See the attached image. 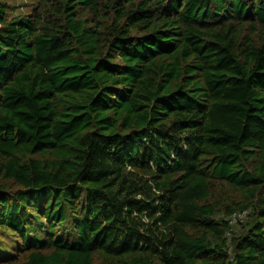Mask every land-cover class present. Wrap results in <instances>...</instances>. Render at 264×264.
Here are the masks:
<instances>
[{
    "label": "trees",
    "instance_id": "1",
    "mask_svg": "<svg viewBox=\"0 0 264 264\" xmlns=\"http://www.w3.org/2000/svg\"><path fill=\"white\" fill-rule=\"evenodd\" d=\"M0 264H264V0H0Z\"/></svg>",
    "mask_w": 264,
    "mask_h": 264
},
{
    "label": "rangeland",
    "instance_id": "2",
    "mask_svg": "<svg viewBox=\"0 0 264 264\" xmlns=\"http://www.w3.org/2000/svg\"><path fill=\"white\" fill-rule=\"evenodd\" d=\"M7 2L11 7L15 9V12L18 14H26L30 13L31 9L33 8V5L38 1V0H2ZM246 219V218H245ZM245 219H241L238 216L233 217L231 220L233 222V225H235V229L238 228L239 222L241 223Z\"/></svg>",
    "mask_w": 264,
    "mask_h": 264
},
{
    "label": "built area",
    "instance_id": "3",
    "mask_svg": "<svg viewBox=\"0 0 264 264\" xmlns=\"http://www.w3.org/2000/svg\"><path fill=\"white\" fill-rule=\"evenodd\" d=\"M248 213H243L242 215H238L239 218L245 219ZM236 217V216H235Z\"/></svg>",
    "mask_w": 264,
    "mask_h": 264
}]
</instances>
